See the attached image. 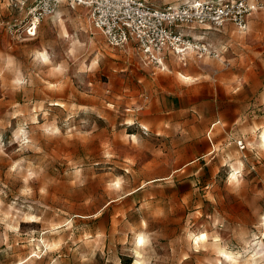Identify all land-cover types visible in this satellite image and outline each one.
<instances>
[{"label": "rangeland", "instance_id": "obj_1", "mask_svg": "<svg viewBox=\"0 0 264 264\" xmlns=\"http://www.w3.org/2000/svg\"><path fill=\"white\" fill-rule=\"evenodd\" d=\"M15 1L0 0V264H264V8L245 30H187L209 52L163 68L110 46L83 6L14 36Z\"/></svg>", "mask_w": 264, "mask_h": 264}, {"label": "built area", "instance_id": "obj_2", "mask_svg": "<svg viewBox=\"0 0 264 264\" xmlns=\"http://www.w3.org/2000/svg\"><path fill=\"white\" fill-rule=\"evenodd\" d=\"M61 3L87 8L91 24L110 46L132 42L157 67L167 52L183 54L191 43L187 30L220 29L226 22L245 30L252 13L264 8V0H184L162 7L148 0H17L13 6L25 14L7 28L14 36L34 37Z\"/></svg>", "mask_w": 264, "mask_h": 264}, {"label": "bare ground", "instance_id": "obj_3", "mask_svg": "<svg viewBox=\"0 0 264 264\" xmlns=\"http://www.w3.org/2000/svg\"><path fill=\"white\" fill-rule=\"evenodd\" d=\"M97 31H98V29H96ZM99 32V31H98ZM200 47H202V48H204V49H206V51L207 52H209V49L202 43V42H200V41H197V40H195V41H193V42H191V43H189V45L187 46V51H184V53H183V55H177V56H175L178 60H180V61H183V59H186V56H189V55H191L196 49H199ZM43 57H44V55H43ZM46 58V57H45ZM44 60V59H43ZM47 60V59H46ZM162 67L164 68V62H162ZM179 75L183 78V79H185V80H188L189 79V77H187V76H184L183 74H180L179 73ZM262 141H263V143H264V135L262 136ZM200 237H204L203 235H201ZM141 239V238H140ZM198 239V238H197ZM196 239V240H197ZM199 240V239H198ZM251 258V257H250ZM226 259H228V260H231V261H235V258L233 257V255H230V254H226ZM136 264H138V263H136ZM244 264H256L255 263V260L254 259H248V260H246L245 262H244Z\"/></svg>", "mask_w": 264, "mask_h": 264}, {"label": "crops", "instance_id": "obj_4", "mask_svg": "<svg viewBox=\"0 0 264 264\" xmlns=\"http://www.w3.org/2000/svg\"><path fill=\"white\" fill-rule=\"evenodd\" d=\"M12 2H13V0H6V4L7 5H9V4H12ZM214 30H217V29H214ZM132 48V47H131ZM165 56V55H164ZM174 58H176V57H174ZM177 59V58H176ZM166 67V66H165ZM164 67V68H165ZM190 77V76H189Z\"/></svg>", "mask_w": 264, "mask_h": 264}, {"label": "snow or ice", "instance_id": "obj_5", "mask_svg": "<svg viewBox=\"0 0 264 264\" xmlns=\"http://www.w3.org/2000/svg\"><path fill=\"white\" fill-rule=\"evenodd\" d=\"M235 178V177H234ZM118 186V185H117ZM198 239H203V237H199ZM140 243L141 244H143L144 243V240H143V238H141V240H140Z\"/></svg>", "mask_w": 264, "mask_h": 264}]
</instances>
